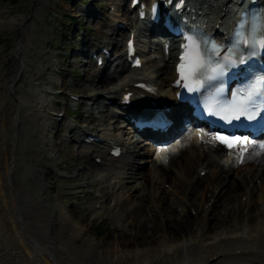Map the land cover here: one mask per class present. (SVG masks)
<instances>
[{
  "label": "bare ground",
  "instance_id": "6f19581e",
  "mask_svg": "<svg viewBox=\"0 0 264 264\" xmlns=\"http://www.w3.org/2000/svg\"><path fill=\"white\" fill-rule=\"evenodd\" d=\"M205 1L213 9L221 7L223 12L225 4ZM33 10L29 11L32 17ZM30 24L26 22L16 36L11 80L0 94L1 104L8 100L0 116V264H264V149L239 166L236 161L228 163L232 153L222 162L226 149L211 137L196 140L194 135H188L178 155H172L168 164L159 156L151 170L149 149L140 143L127 145L130 152L125 157L105 160L98 180L110 179L113 188L118 185L121 189L117 200L121 218L116 221L119 227L113 230L116 244L107 237L101 242L88 236L90 228L74 222L68 209L42 192L47 187V175L34 162L42 159L38 148L48 147L49 143L36 132L48 125L38 118L41 110L32 105L34 95L22 92L24 77L38 86L36 76H40L35 73L32 78L38 70V65L33 64L36 52L30 51L32 61L28 62L25 41L20 40L26 37ZM154 56L155 61L147 62L139 74L154 79L169 92V82L175 77L170 67L172 56L167 59L160 49ZM128 70L131 75L120 77L118 84L93 97H116L137 77V70ZM123 71L124 68L120 72ZM115 79L100 71L92 81L95 86H108ZM49 87L50 83H44V96L50 95ZM46 112L42 115L47 116ZM101 147L87 145L78 149L90 153ZM209 168L213 170L210 178H201V172ZM255 180H261V184ZM167 183L171 191L165 188ZM212 184L214 189L209 191ZM240 194L247 197L246 201L239 202ZM111 197L115 196L108 195ZM234 201L238 204H232ZM190 206L196 207L201 217L192 219ZM90 207L95 215L105 209L104 205L101 210L96 205ZM147 208L152 209V217ZM180 208L184 215L179 213ZM242 208L248 210L246 219L239 223Z\"/></svg>",
  "mask_w": 264,
  "mask_h": 264
},
{
  "label": "rangeland",
  "instance_id": "374dc122",
  "mask_svg": "<svg viewBox=\"0 0 264 264\" xmlns=\"http://www.w3.org/2000/svg\"><path fill=\"white\" fill-rule=\"evenodd\" d=\"M94 1L95 0H0V94L3 88L7 86L9 80H11L9 73L16 58L15 53H11L17 48L15 41L16 36L18 32L24 30L26 22L27 24L31 23L26 30V37L20 40L25 41L24 53L28 62L32 61L30 51L36 52L35 63L33 64L38 65V70L33 72L32 78L35 77V73H39L40 76H36L38 79V86L33 85V83H35L34 80L24 77L22 79V92L25 95L28 94V96L31 94L34 95V102L32 105L34 108H39L41 110V114L38 118L44 120L48 126L50 124L53 126L54 124L55 127L54 130H47L40 127L36 132L38 136L47 140L49 143L48 147L40 146L38 148V151L42 155V159L39 163L34 162V164H38L43 173L47 175L44 178L47 187L44 188L42 192L49 197L52 202H60L63 207L68 209L74 222H78L83 225L84 228H90V235L88 236L96 238V240L101 242L107 237L111 244H116L113 230L119 227L116 221L121 218L122 209L120 205H117L118 197L121 195V189H119V186L113 188L114 185L111 184L110 179L98 181L101 178L100 171H102L103 168L94 164L90 154L87 156L81 154L72 142L65 140V134L71 135V133L65 131V122H63L60 127L59 123H54V120L49 121L47 118L53 110V104L57 101L61 103L65 102V98H62L65 97V94L59 96L56 93L72 92L82 96L83 99H87L92 94L104 92L118 83V78H116L114 82L110 83L108 86H95L96 83L92 81L93 76L99 71L95 68L91 70L90 65H85L81 59L77 60V54L74 53L73 50L75 46H79L80 51H82L84 41L86 43V41L98 37L99 32H103L100 38L104 43L111 41V35L117 40L121 39L120 36L118 37V31L115 30L114 22L108 19V16L111 17V13L108 12L110 8L108 5H112L113 0H96L99 2V9L94 6ZM81 3H87L89 7L98 10L97 16L91 15L88 11L84 10ZM32 9H35L33 10L35 15L33 17L32 14H29V11L31 10L32 12ZM66 13L78 17L79 23L82 25L84 23L89 27L87 37L81 38L79 36L75 43L72 42V39L76 35L75 30H78V26L77 23H75V25H65L64 23L63 25V16ZM83 28L85 29L84 25ZM121 34L124 35L123 32ZM120 44L121 42L118 41V45ZM42 51H47L49 54L43 56L40 53ZM71 62H73V65H71ZM76 62L79 63L77 64ZM44 83H50L48 90L50 91L49 96H44L45 92H42ZM7 104L8 100L2 104L0 102V116ZM74 104L75 103L72 102L68 107L70 109H75L76 107ZM96 108L97 105H95V109ZM43 112H46L47 116H43ZM99 115L102 117V115L96 111L95 115H90L89 117L88 113L83 111L82 115L77 114L71 117L72 120L74 119L75 121L79 117L80 120L89 117L88 119L91 121L97 119L96 116ZM8 119L9 118H7V121ZM113 128L112 125H101L98 127L100 132H109L111 130V133L115 132ZM9 133L8 138L11 139V129ZM1 143L0 134V146ZM6 144H9V141H7ZM6 149H8V147ZM0 161L2 162L1 157ZM150 167H152V164H150ZM48 168L49 173H47ZM59 170L68 171L70 176L81 174V177L72 180H59L57 176ZM212 172L213 170L209 168V174L206 176L207 180L210 178ZM82 177L84 178L83 180ZM260 181L261 180H257L256 182L255 180V183L259 184ZM80 182H91V184H85V187L82 189L76 188V183ZM225 185L226 184L223 186ZM213 187V184L211 187L209 186V191ZM88 193L90 194L87 195ZM73 194H78L80 196H73ZM110 194L115 197L108 198ZM195 197L199 199L200 196L196 195ZM246 198V196L240 194L238 199L239 202H243L246 201ZM104 200L105 209H102L97 215L91 213L89 208L90 205ZM237 202L238 201H234L232 204H238ZM217 206L221 209L220 204H217ZM190 208H193L194 211L190 212L189 210V214L192 213V219L201 217V214L197 213L196 207L190 206ZM247 210L248 209L242 208V219L239 223H242L246 219L245 215ZM147 211L150 217H152V209L147 208ZM215 212H213V214H215ZM252 215H255V213ZM202 218H204V213H202Z\"/></svg>",
  "mask_w": 264,
  "mask_h": 264
},
{
  "label": "snow or ice",
  "instance_id": "6c2138e0",
  "mask_svg": "<svg viewBox=\"0 0 264 264\" xmlns=\"http://www.w3.org/2000/svg\"><path fill=\"white\" fill-rule=\"evenodd\" d=\"M261 19L264 20V16ZM248 23L251 22L238 23L235 42L230 46L220 45L215 41H202L192 34L185 36V43L181 46V63L177 65V71L182 81L192 82L202 79L208 71L213 74L210 79L203 80V83L198 84L195 88L191 86V83L185 84L184 86L189 92L197 91L205 84H209L231 71L239 70L252 57L258 55L257 49L264 52V33H258L255 26L244 32L243 29L247 27ZM241 47L247 50L246 56L239 51ZM217 48H221L229 54L213 60ZM237 53L238 55H234ZM223 92V88H218L217 97H220ZM206 111L209 117L219 119L228 126L242 121V118L243 121L255 122L258 115L261 120H264V73H261L260 78L254 83L234 90L230 99L224 97L214 105L207 106ZM156 123L163 125L165 121L163 118H158ZM210 135H213L215 141L224 144L228 149H233L242 142L247 143L249 139L247 135L230 133ZM200 138L203 139V136L201 135ZM240 162H244L243 151Z\"/></svg>",
  "mask_w": 264,
  "mask_h": 264
}]
</instances>
